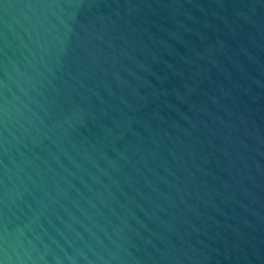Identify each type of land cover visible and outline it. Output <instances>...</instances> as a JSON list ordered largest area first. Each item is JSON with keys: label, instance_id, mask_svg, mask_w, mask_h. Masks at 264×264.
<instances>
[{"label": "water", "instance_id": "obj_1", "mask_svg": "<svg viewBox=\"0 0 264 264\" xmlns=\"http://www.w3.org/2000/svg\"><path fill=\"white\" fill-rule=\"evenodd\" d=\"M0 264H264V0H0Z\"/></svg>", "mask_w": 264, "mask_h": 264}]
</instances>
